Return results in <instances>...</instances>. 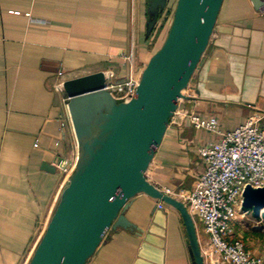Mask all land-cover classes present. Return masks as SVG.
Masks as SVG:
<instances>
[{
    "label": "crops",
    "instance_id": "1",
    "mask_svg": "<svg viewBox=\"0 0 264 264\" xmlns=\"http://www.w3.org/2000/svg\"><path fill=\"white\" fill-rule=\"evenodd\" d=\"M167 4L146 36L148 0H0V264L28 263L68 182L57 162L76 160L61 83L97 71L107 82L139 75L157 50ZM183 95L145 172L159 189H190L205 166L199 147L219 138L180 110L215 117L221 131L254 113L264 126V11L222 1ZM157 202L137 194L124 215L142 232L108 229L85 264H193L180 213ZM235 229L264 261V231Z\"/></svg>",
    "mask_w": 264,
    "mask_h": 264
},
{
    "label": "water",
    "instance_id": "2",
    "mask_svg": "<svg viewBox=\"0 0 264 264\" xmlns=\"http://www.w3.org/2000/svg\"><path fill=\"white\" fill-rule=\"evenodd\" d=\"M168 0H148L146 36ZM223 0H176L164 40L139 75L136 95L117 101L106 72L66 79L67 109L77 156L74 169L27 264H85L108 229L142 232L124 215L139 193L181 215L193 264H205L196 225L180 200L150 183L145 172L183 98L215 27ZM255 9L264 0H250ZM264 187L246 185L240 210L264 231Z\"/></svg>",
    "mask_w": 264,
    "mask_h": 264
},
{
    "label": "built area",
    "instance_id": "3",
    "mask_svg": "<svg viewBox=\"0 0 264 264\" xmlns=\"http://www.w3.org/2000/svg\"><path fill=\"white\" fill-rule=\"evenodd\" d=\"M260 10L264 11V5ZM139 75L106 81L105 89L117 101H128L136 95ZM179 115L195 129L218 134L219 138L199 147L205 166L190 189L160 190L183 202L194 222H199L205 239H199L197 228L196 232L205 264H264L262 258L246 247L235 229L238 218L248 214L240 210L244 187H264V126L260 124L263 114L249 115L228 131H221L213 116L201 117L190 109L180 110ZM63 127L61 122V132ZM75 161L60 158L57 165L70 176ZM164 205L158 200L156 207ZM255 221L257 227L260 222Z\"/></svg>",
    "mask_w": 264,
    "mask_h": 264
},
{
    "label": "rangeland",
    "instance_id": "4",
    "mask_svg": "<svg viewBox=\"0 0 264 264\" xmlns=\"http://www.w3.org/2000/svg\"><path fill=\"white\" fill-rule=\"evenodd\" d=\"M175 1L176 0H172V1H169L168 0V7L170 6V7H172V9H173V7H174V5H175ZM172 9H171V11H172ZM167 21V20H166ZM170 21H171V15H169V17H168V21L167 22H165V24H164V26H163V28L161 29V31H160V33H159V35H158V37H157V39H156V44H155V47H153V52L156 50V49H158V47L161 45V43H162V41L164 40V38H165V35H166V33H167V30H168V27H169V24H170ZM196 224H198L199 225V222L198 221H196ZM257 223H256V221H255V219L254 218H252L249 214H246V215H243V216H240L239 218H238V220L236 221V226H237V228H238V230L239 231H241V232H249L250 231V229H257V227L255 226Z\"/></svg>",
    "mask_w": 264,
    "mask_h": 264
},
{
    "label": "trees",
    "instance_id": "5",
    "mask_svg": "<svg viewBox=\"0 0 264 264\" xmlns=\"http://www.w3.org/2000/svg\"><path fill=\"white\" fill-rule=\"evenodd\" d=\"M173 9H174V7H173ZM173 9H172V11L170 12V15H171V19H172V12H173ZM162 13V12H161ZM161 13L159 14V17H160V15H161ZM166 16V15H165ZM158 17V18H159ZM171 22V21H170ZM152 32V31H151Z\"/></svg>",
    "mask_w": 264,
    "mask_h": 264
},
{
    "label": "flooded vegetation",
    "instance_id": "6",
    "mask_svg": "<svg viewBox=\"0 0 264 264\" xmlns=\"http://www.w3.org/2000/svg\"><path fill=\"white\" fill-rule=\"evenodd\" d=\"M167 4V3H166ZM166 6V5H165Z\"/></svg>",
    "mask_w": 264,
    "mask_h": 264
},
{
    "label": "bare ground",
    "instance_id": "7",
    "mask_svg": "<svg viewBox=\"0 0 264 264\" xmlns=\"http://www.w3.org/2000/svg\"><path fill=\"white\" fill-rule=\"evenodd\" d=\"M264 229V228H263Z\"/></svg>",
    "mask_w": 264,
    "mask_h": 264
}]
</instances>
